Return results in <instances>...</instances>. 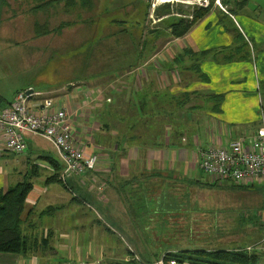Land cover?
<instances>
[{"label": "rangeland", "instance_id": "374dc122", "mask_svg": "<svg viewBox=\"0 0 264 264\" xmlns=\"http://www.w3.org/2000/svg\"><path fill=\"white\" fill-rule=\"evenodd\" d=\"M81 1V8L79 7L81 20L69 27L66 23L72 24L74 19L78 21V17L72 15L73 13L69 14V10L63 5L55 8L43 5L40 10V3L33 0H0V93L7 101L12 99L17 90L28 86L35 91L52 92L51 95L59 98V101H65L60 98L64 95L59 94L63 92V88L67 92L71 91L68 85L78 87L83 84L86 87H100L95 89L102 91L104 96V92L109 90L103 85L96 86L95 82L106 84L110 78L120 79L123 74L122 68H126L132 62L131 56L114 59L116 53L147 41L149 43L147 55L159 52L163 55L164 44L172 40L171 31L178 32L179 28L176 29L175 25L178 18L169 16L159 20L156 14L158 8L171 4L175 10L182 9L188 12L189 19H193L194 12L202 8L199 6V0H174L166 3H158L156 0ZM235 3V0H221L223 7L230 13L225 15L217 11L215 16L204 25L200 32L212 44V49H209V54H206L205 58L193 56L191 61L195 62L201 58V62H207L204 64L206 69L216 66L215 72L219 69L211 62L223 65L221 71H226L230 78L242 79L233 83L230 89L237 91L244 89L249 95V103L254 101L253 105L259 110L260 101L264 104V73H262L264 43L260 42L259 37H255V33L248 25L264 24V0H251L248 3L247 13H236L233 10L236 7ZM215 5V1L211 0L208 8L214 10ZM72 11L76 13V10ZM232 15L236 20V27L230 18ZM45 28L50 32L40 37L37 33ZM132 36L136 38L133 44ZM90 41L97 42L93 47L92 55L87 53ZM139 48L141 49L140 46ZM112 49L114 53L110 54L108 51ZM218 51L222 56L217 54ZM95 78L98 80L93 81L92 79ZM107 98L103 103H106ZM99 113L100 111L96 112V117ZM88 114L89 112L86 115ZM247 114L239 113V115ZM203 115L194 114L190 118L194 119L192 122L195 123L197 120L200 121L199 118ZM253 117V120L257 121L255 113ZM89 119L90 122H95L92 116ZM97 121L101 127V119ZM203 123L200 125L201 133L204 132V127L207 128V122L203 121ZM36 139L38 148L33 149L29 142L28 149L23 155L4 153L0 158V168L4 170V175L8 174L11 177L12 182H20V168H22L20 165L22 159L29 155L31 159H36L37 152H40L42 156H50L61 162L58 151L49 141L43 137ZM201 143L203 148H206V142L201 139ZM38 161L41 159L39 158ZM40 164L42 166V163ZM40 171L39 179L45 180L49 175L43 169ZM193 177V171L186 179L165 172L163 177L148 180L147 188L153 189L158 184L165 194V196L159 194L162 198L161 207H154L150 203L154 200L146 199L152 193L146 194L144 189H139L142 179L138 177L134 188H128L129 194L131 197L136 196L131 199L132 203L140 200L145 204L130 207L133 215L130 214L126 221L131 230H120L119 221L109 217V208L103 207L107 204L106 195H101L100 191L94 195V191L91 193L88 187L85 189L91 195L88 192H75L80 198L85 199V204L66 207L62 213L57 210L49 215L34 217L32 220L38 230L55 229L54 231L57 232L55 242L58 244L62 242L58 240L59 234L62 232L70 234L67 242L68 252L72 255L65 256L60 250L58 256L60 259L64 258V262L73 264L94 261L105 264H129L131 259L137 257L142 262H147L154 261L167 252L187 255L182 257L188 259L192 257V260L186 261L192 264L196 258L207 256H188L189 250L205 252L209 249L245 248L255 242L263 245L261 250L247 253L249 257L257 254V257L260 256V261L262 260L261 264H264V220L261 221L264 216V187L234 189L238 201L225 200L223 208L219 209L211 201L206 203L205 199H209L208 193L210 199H213L226 191L209 187L206 175L199 169L196 172V183H190V178ZM150 182L153 185H150ZM54 187H59L67 198L71 197V200L74 198L73 193L67 196L68 191L63 184H55ZM208 189L210 192H207ZM153 191H155L154 195H157L155 188ZM84 194H87L88 198H84ZM224 195L232 197L234 193L228 192ZM96 196L102 202H98ZM61 203L57 206L61 207ZM26 209L25 207V212ZM202 212L205 213L204 216H198ZM255 212H258L259 218H255L254 224L248 227L247 215H257L254 214ZM223 218L226 219L224 224L212 222ZM26 228L29 227L24 225V234L29 236L25 233ZM193 229L196 233L192 231ZM217 236L220 237L216 239ZM221 236L226 237L223 242ZM236 236L242 238L237 239ZM221 244H224L223 247ZM80 258L83 259L81 263H79ZM174 258L177 259L175 256ZM42 260L43 264L59 263V261L53 263L51 256L47 258L44 256Z\"/></svg>", "mask_w": 264, "mask_h": 264}, {"label": "crops", "instance_id": "0c3cea01", "mask_svg": "<svg viewBox=\"0 0 264 264\" xmlns=\"http://www.w3.org/2000/svg\"><path fill=\"white\" fill-rule=\"evenodd\" d=\"M235 1H239L240 4L233 8V10H235L236 13H247L248 3L251 2V0ZM217 11L225 15L230 13L228 10H222L215 5L214 10L212 8L203 19L197 22L188 34L181 38H172V40L165 43L163 48L166 54L163 53V55H161L160 52L157 53L147 63L142 65L144 67L141 66L138 71L142 83L145 84L147 81H155L161 92H166L168 89L169 91L167 92L175 97L181 96L185 92L223 94L225 98L219 104V114H206L199 118V125H201L203 121L207 122V128L204 127V132L201 133L199 128L198 132L195 131L196 133H194L189 130L188 127H185V133L184 128H178V126L167 127L164 124L157 125L155 123L151 125H139L133 132L127 135H118L119 138H117L114 137L113 134L102 132L99 122L97 121L99 118L96 117V112H99L102 104H105L103 100L107 98V93L109 91L106 90L103 96L102 91H96L95 89L100 87H86L83 84L79 86L76 85L78 87L68 85L67 87L71 90L69 92H67V90L65 91V88H63V92L61 91L59 94H63L64 97L68 95L70 98V105L74 112L73 121L77 131V144L89 154H98L99 165L93 172L87 173L81 177L72 178L68 181L62 180L61 176L59 179L56 178L59 171L58 162L63 165L62 160L60 159V162L50 156H42L40 152H37L38 154L36 155H38V157L36 159H31L30 155L22 159L20 165V167H22L20 168V182H12L11 177L8 174L4 175V170L0 168V192H7L23 182L32 184V190L25 203L27 209L23 214L25 221L24 225L30 228H26L25 233L31 238L32 247L26 254L0 253V264H43L42 258L44 256H46V258L51 256L53 263L59 261L58 264H73L67 261L64 262V258L60 259L58 256L60 250L65 256L70 257L72 255V253L68 252L69 246L67 242L70 238V234L65 232L59 234L58 240L62 242L58 244L55 242L57 233L54 231L55 229L38 230L32 220L34 217L49 215L57 210L62 213L66 207L85 204V199L75 194L76 191L79 193L88 192L89 195H91L93 191L94 195L100 191L101 195H106L105 201L107 204L103 207L109 208L108 216L119 221L118 227L120 230H131L130 225L126 221L130 215V204L133 201L131 200L128 188H134V185L137 184L138 177L142 179L140 181L141 184H139V189L141 190L146 187V182L148 180H152L154 177H163V173L165 172L186 179L193 171L194 177L193 179L190 178V183H196V172L198 169L202 172L199 162H197L198 147L203 148L201 139L206 142V148L218 147L219 145H226L231 139H235L242 134H249L256 131L260 123L259 120L261 121L264 115V104L260 101L261 108L258 110L256 106L253 105L254 101L251 102L252 104L249 103V95L245 93L244 89L239 91L230 89L233 83L240 82L242 79L230 78L226 71H221V66L223 65L216 62H211V64L217 65L219 70L215 72L214 68L216 66L206 69L204 64L207 62L202 61V71L207 74L211 82L208 84L199 83L195 80L192 70L187 69L192 67L193 62L191 59L186 58L187 60H185V63L187 66H185L183 62H180L182 55L188 50L197 54H209V49H212V44L200 31L203 29L204 25L209 22L210 18L215 16V12ZM230 18L235 23L236 20L234 16L232 15ZM234 26H237L236 23ZM248 26H250L251 31L255 33V37H259L260 42L264 43V24L258 23ZM217 54L222 56L220 51H218ZM262 63L264 64V61ZM257 71H259V68H257ZM262 73H264V68H262ZM118 81L120 82V80ZM120 86L121 84L118 82L115 85V87H117V94H119ZM28 87L17 90L10 101H7L2 96L3 94L0 93V106L3 107L10 104L18 92L29 89ZM51 93L52 92L44 94L51 95ZM114 95L115 94H113V96ZM64 97L60 98L64 99ZM110 100L111 98L107 99V102ZM213 104L214 103L211 105ZM208 109H210V107H208ZM87 112H89L88 115H86ZM92 113L95 115L94 117L91 115ZM239 113L249 114L239 115ZM253 113H255L257 121L253 120ZM91 116L94 118L95 122L89 121ZM121 137H127L128 140L120 143ZM36 138L37 137L28 138L27 140L28 144H32L33 149L38 148ZM1 157L2 156H0V158ZM39 158L41 161H38ZM40 163H42V166H40ZM41 168L49 175L45 180L39 179ZM131 177L133 178L131 179ZM206 178L209 187H217L220 190H225V193H234L232 197L225 196V193H222L213 199H210V193L207 194L209 199H205V202L211 201L219 209L223 208L225 200L233 199L234 201H238L237 194L233 191L234 189L245 190L251 186L240 185L235 187L234 184L222 183L218 179ZM55 184H63L68 191L67 196L73 193L74 198L72 200L71 197L67 198L59 187H54ZM150 185L153 184L150 182ZM87 187L90 189L91 193L86 191L85 188ZM158 187L159 185L156 184L154 188L157 190V195H154V191V198L152 199L154 201L150 202L154 207L162 206L161 195L164 193H162V190H159ZM63 190L65 191V189ZM209 190L210 189H208L207 192H210ZM133 197L136 198V196ZM84 198H88L87 194H84ZM96 200L102 202L100 198ZM61 202L66 203V205ZM60 203L64 207L57 206ZM201 203L204 204L202 201ZM204 214L205 213L202 212L198 214V216L202 217ZM220 214H223V212H220ZM254 214L257 215H247L248 227L254 224L255 218H259L258 212ZM206 215L210 216L209 214ZM262 220H264V216H262L261 221ZM212 222L224 224L226 223V219L213 220ZM208 223H210V220H208ZM198 225L199 223H197V226ZM192 231L195 232L194 229ZM95 232H97V229ZM219 237L220 236H217L216 239ZM236 237L237 239H241L239 236ZM225 238V236H221L222 242ZM255 243L246 246L245 250L249 252L261 250L263 245L261 246V244ZM221 245L223 247L224 244ZM210 250L219 249H209L208 251ZM189 251L192 252V250ZM261 261L259 264H261ZM81 262H83L82 258L79 260V263Z\"/></svg>", "mask_w": 264, "mask_h": 264}, {"label": "trees", "instance_id": "16d2710c", "mask_svg": "<svg viewBox=\"0 0 264 264\" xmlns=\"http://www.w3.org/2000/svg\"><path fill=\"white\" fill-rule=\"evenodd\" d=\"M34 2H39V9L41 10L43 5H49L50 8H55L57 6L63 5L64 8L69 10V14L76 15L78 21L74 19L73 23H66L69 27L75 25L79 20H81L80 10L81 0H33ZM230 3V2H228ZM239 2L236 1L235 6H239ZM72 10H76V13ZM210 8H200L198 11L194 12L193 19H189L188 12L182 11V9L175 10L171 4H166L156 11L159 20L175 16L178 19L176 20V29L177 31H171L172 38H181L188 34L190 30L203 19L209 12ZM230 12V11H228ZM176 14L182 15V17L177 16ZM50 31L45 28L42 32L37 33L39 36H46ZM135 37L132 36V44L135 42ZM120 42V41H119ZM97 42L90 41V47L87 49V53L92 55L94 52L93 47ZM141 44V42L139 43ZM133 45L130 49L121 50L115 54L114 59H120L121 57L131 56L129 63L126 68H122L123 74L121 78L115 80V78H110L106 84L102 82H95L96 86L103 85L109 90L107 97H110L111 102L102 104L100 107L101 110L97 117L101 119V129L102 132L107 134H113L114 137L121 136L122 134H129L133 132L139 125H151L164 124L167 127L169 126H178V128L188 127L189 130L196 133L200 128L199 121L195 123L194 119L190 117L194 114H219V104L224 100L225 96L223 94H203L200 92H185L181 96L171 95L168 89L166 92H161L156 85L155 81H147L145 84L142 83L141 76L138 71L142 65L147 63L154 55H147V49L149 43L147 41L143 42L141 45ZM141 47V49L139 48ZM76 47V46H75ZM72 47V48H75ZM127 48V46L125 47ZM124 48V49H125ZM129 48V47H128ZM93 49V50H92ZM110 54L114 53V50L108 51ZM127 55V56H126ZM193 56H202L205 58L206 54L202 53H193L191 50L185 51L182 55L180 62H183L186 65V58L191 59ZM90 57V56H89ZM124 57V58H125ZM201 58L193 62L192 67L187 68L192 70L195 80L199 83H210V78L202 71L201 68ZM144 67V66H142ZM117 77V76H116ZM97 81L98 78L92 79ZM114 80V81H113ZM150 80V79H148ZM121 84L119 94H117V87L114 84L117 82ZM113 94H115L113 96ZM128 99V100H127ZM211 102V103H210ZM214 103L213 105H211ZM210 107V109H208ZM103 112V113H102ZM188 119V120H187ZM196 131V132H195ZM122 139V140H121ZM128 140L127 137H121L120 143ZM59 171L56 175V178H60L61 172L63 169L62 163H59ZM99 165V164H98ZM90 173V172H87ZM85 173V175L87 174ZM228 183V182H226ZM232 184V183H229ZM234 184V183H233ZM235 187L240 186L234 184ZM242 187V186H241ZM133 188V187H132ZM144 192L148 194L149 192L154 194V187L143 188ZM161 190L160 187H158ZM32 190V184L23 182L11 188L7 192H0V253H11V254H26L31 249L32 240L30 237L24 234V218L23 214L25 212V203ZM134 190V189H133ZM139 193V192H137ZM151 195V196H152ZM165 196V194H162ZM146 197V199H153ZM131 197V195H130ZM131 199H134L132 196ZM137 203L130 204V207L143 205L144 202L140 200H135ZM145 204V203H144ZM129 207V210H130ZM133 215L132 212H130ZM264 224V223H263ZM242 238V236H239ZM243 247H235V249L228 250H210V251H192L188 256L198 255V256H207L203 258H196L192 264H259L260 256L249 257ZM174 256L179 260L181 264L186 263L187 260H192L184 258L182 256L187 255H175ZM200 261L201 263H199ZM150 261L143 262L149 263ZM134 264V263H132Z\"/></svg>", "mask_w": 264, "mask_h": 264}, {"label": "built area", "instance_id": "2783aa9c", "mask_svg": "<svg viewBox=\"0 0 264 264\" xmlns=\"http://www.w3.org/2000/svg\"><path fill=\"white\" fill-rule=\"evenodd\" d=\"M210 1L199 0V6L208 8ZM214 1L226 10L221 0ZM58 99L26 89L18 92L7 106H0V156L24 154L28 138L43 137L58 151L63 162L61 179L68 181L93 172L98 167L99 155L89 154L77 144L70 98L66 95L65 101ZM197 158L206 177L222 183L264 187V115L256 131L231 139L226 145L198 147ZM174 254L167 252L145 264H181ZM132 263L144 264L138 257L129 261Z\"/></svg>", "mask_w": 264, "mask_h": 264}, {"label": "bare ground", "instance_id": "6f19581e", "mask_svg": "<svg viewBox=\"0 0 264 264\" xmlns=\"http://www.w3.org/2000/svg\"><path fill=\"white\" fill-rule=\"evenodd\" d=\"M158 3L172 2L174 0H156Z\"/></svg>", "mask_w": 264, "mask_h": 264}, {"label": "water", "instance_id": "95a60500", "mask_svg": "<svg viewBox=\"0 0 264 264\" xmlns=\"http://www.w3.org/2000/svg\"><path fill=\"white\" fill-rule=\"evenodd\" d=\"M31 92H32V90L29 91V93H31Z\"/></svg>", "mask_w": 264, "mask_h": 264}]
</instances>
